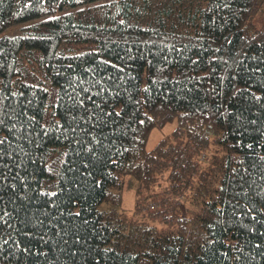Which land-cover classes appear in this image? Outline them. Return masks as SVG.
<instances>
[{
    "label": "trees",
    "instance_id": "16d2710c",
    "mask_svg": "<svg viewBox=\"0 0 264 264\" xmlns=\"http://www.w3.org/2000/svg\"><path fill=\"white\" fill-rule=\"evenodd\" d=\"M0 264H264V0H0Z\"/></svg>",
    "mask_w": 264,
    "mask_h": 264
},
{
    "label": "rangeland",
    "instance_id": "374dc122",
    "mask_svg": "<svg viewBox=\"0 0 264 264\" xmlns=\"http://www.w3.org/2000/svg\"><path fill=\"white\" fill-rule=\"evenodd\" d=\"M169 130V125H166L162 128H153L150 132L146 148L151 149L154 147V145L157 143L159 138L164 136L166 133H168ZM124 195V206L131 208L134 205L135 198H133V195L129 194L128 191L123 192Z\"/></svg>",
    "mask_w": 264,
    "mask_h": 264
}]
</instances>
